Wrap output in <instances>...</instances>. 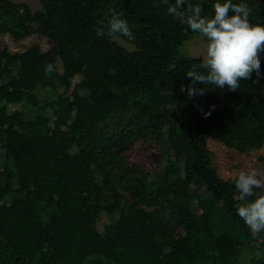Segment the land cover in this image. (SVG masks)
Returning a JSON list of instances; mask_svg holds the SVG:
<instances>
[{
  "label": "trees",
  "instance_id": "1",
  "mask_svg": "<svg viewBox=\"0 0 264 264\" xmlns=\"http://www.w3.org/2000/svg\"><path fill=\"white\" fill-rule=\"evenodd\" d=\"M173 2L42 0L33 11L0 0V32L53 40L48 50H0V264H264V231L254 236L236 214L233 177H220L208 145H264V76L189 97L185 73L201 56L178 55L196 33L167 12ZM192 2L213 11V0ZM246 3L250 22L264 24V0ZM112 13L132 27L135 40L122 38L133 49L97 36ZM37 86L58 91L42 98ZM145 136L168 153L160 174L126 158ZM252 247L261 254L246 258Z\"/></svg>",
  "mask_w": 264,
  "mask_h": 264
},
{
  "label": "clouds",
  "instance_id": "2",
  "mask_svg": "<svg viewBox=\"0 0 264 264\" xmlns=\"http://www.w3.org/2000/svg\"><path fill=\"white\" fill-rule=\"evenodd\" d=\"M212 9L211 14H202L201 4L192 0L168 4L167 12L173 18H179L206 41L199 65H193L185 73V77L191 78L186 88L189 97L203 94L208 89L204 87L206 84L236 90L253 72L257 77L264 76L260 55L264 50V24L250 22L246 0H213ZM95 31L97 36L107 35L110 39L135 40L129 22L117 13L98 22ZM54 70L53 62L45 64L46 73ZM181 90H185L183 84ZM232 180L236 189L234 198L241 202L235 206L236 214L255 236L264 231V173L255 168L242 169Z\"/></svg>",
  "mask_w": 264,
  "mask_h": 264
},
{
  "label": "rangeland",
  "instance_id": "3",
  "mask_svg": "<svg viewBox=\"0 0 264 264\" xmlns=\"http://www.w3.org/2000/svg\"><path fill=\"white\" fill-rule=\"evenodd\" d=\"M12 1L27 2L33 11L40 9L43 6L42 0ZM114 40L130 49L134 48L133 44L126 41L122 37H117ZM205 43V39L196 33L178 46V55L202 56ZM32 44H39L43 50H48L52 47L53 40L40 32H34L19 39L14 38L9 32H0V50H2L4 47H7L13 52L24 51ZM57 64L59 70L62 71V60L59 59ZM80 80L81 75H77L73 81V85ZM37 91H39L42 98H48L55 95L58 90L52 91L48 88L37 86ZM83 91L85 92V90L82 89V92ZM9 107L11 110L24 108L28 112L29 116L37 110L36 108H31L28 104H11ZM165 140L167 139L165 138ZM208 145L213 151V163L217 168L220 177L224 179L232 178L236 176L240 170H247L251 168H255L259 172L264 173V145L260 148H255L247 152H241L236 148L227 146L225 143L215 137L209 138ZM167 154L168 153L163 148V146L152 136L138 138L125 150V155L129 163H135L142 169L156 175L163 171ZM0 158H2L1 152ZM192 190L197 196L204 197L206 199L211 198L212 194L210 191H208L206 186L196 185L193 186ZM126 195L128 196L129 194L126 192ZM131 201L133 200L131 199ZM194 207L196 210L200 209L198 203H196ZM151 208L152 207H149L148 209ZM110 221L111 219L109 215L103 213L98 222L99 229L102 230L106 224L110 223ZM178 231L182 233L183 229L180 228ZM260 254L261 253L258 249L252 247L251 251L246 252V258H251L254 255Z\"/></svg>",
  "mask_w": 264,
  "mask_h": 264
}]
</instances>
